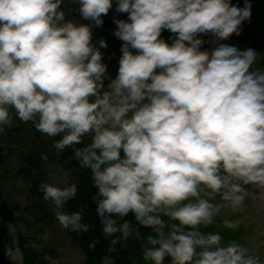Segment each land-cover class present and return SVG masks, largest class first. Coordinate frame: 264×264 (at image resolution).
<instances>
[{
	"label": "clouds",
	"instance_id": "clouds-1",
	"mask_svg": "<svg viewBox=\"0 0 264 264\" xmlns=\"http://www.w3.org/2000/svg\"><path fill=\"white\" fill-rule=\"evenodd\" d=\"M73 2L95 26L112 7V0ZM62 3L0 0V133L12 126L14 110L21 122L59 136L57 150L72 147L91 171L96 215L111 246L139 240L135 224L154 234L141 243L152 264L166 257L170 264H262L243 245L201 230L222 208L236 211L253 196L242 185L264 189V71L252 68L258 53L220 43L205 54L198 36L217 42L239 35L251 5L117 0V11L128 14L114 21L122 55L101 92L106 66L90 43V25L65 19ZM162 29L176 34L171 44L158 39ZM86 136L90 142L73 147ZM40 188L62 228L88 230L83 209L63 211L76 184ZM216 197L220 203L211 202ZM129 214L131 224L123 219ZM10 255L22 259L18 248Z\"/></svg>",
	"mask_w": 264,
	"mask_h": 264
},
{
	"label": "rangeland",
	"instance_id": "rangeland-1",
	"mask_svg": "<svg viewBox=\"0 0 264 264\" xmlns=\"http://www.w3.org/2000/svg\"><path fill=\"white\" fill-rule=\"evenodd\" d=\"M262 0H247L251 5V15L247 22L251 26H258L263 23ZM231 6L243 7L246 0H225ZM60 9L65 12V19H72L77 23L90 25V43L99 49L101 62L106 66L101 92L107 90L109 79H114L119 68L121 54L113 50L117 43H124L114 35L117 25L110 19L102 20L100 26H95L89 20L81 17L79 5L73 0H64ZM102 19V18H101ZM165 29L161 30L160 37L164 35ZM172 36H176L174 33ZM171 36V37H172ZM202 40L200 51L208 54L218 44L223 43L237 47L234 38L229 36L225 40L213 42L207 35L198 34ZM105 42V47H101L99 41ZM166 43L169 40L163 39ZM171 44V42L169 43ZM135 50V49H133ZM137 50H135L136 52ZM259 56L257 55L256 62ZM255 62V63H256ZM254 63V64H255ZM12 126L5 127V131L0 133V233L6 232L4 238H0V249L2 247L4 259L0 264H23L24 253L22 249L28 251L47 249L52 250L55 256H51L49 264H87L86 255L78 243H75L69 234V229L62 228L56 219L57 211L50 200H44L43 195L33 198L34 184L23 176V171L27 169L31 157L41 153V170L45 175L47 183L57 187H65L74 183L73 172L66 167L68 161L72 159L70 152L67 159L62 160L61 154L70 151L71 147L64 150H57L53 142L60 139L49 137L35 129L32 122H21L11 111ZM37 132L39 139L34 138ZM90 142V137L83 138V145ZM242 187L253 193V196L246 198L244 204L236 211L231 207L222 208L220 213L214 218L212 224L201 226L204 233L221 234L222 243L235 241L249 249V253L259 257L264 264V189L255 188L252 184L242 185ZM220 203L219 197L211 201ZM63 211L68 212L66 203ZM69 213V212H68ZM41 219H49L50 224H42ZM163 219H167L163 217ZM238 221L236 228L225 227L223 221ZM217 226V230L214 229ZM38 241H37V240ZM20 250L22 259H14L10 253L16 249ZM0 250V253L1 251ZM103 257H98L91 264H102ZM7 261V263H6Z\"/></svg>",
	"mask_w": 264,
	"mask_h": 264
},
{
	"label": "trees",
	"instance_id": "trees-1",
	"mask_svg": "<svg viewBox=\"0 0 264 264\" xmlns=\"http://www.w3.org/2000/svg\"><path fill=\"white\" fill-rule=\"evenodd\" d=\"M264 5V0L261 1ZM117 0H112V7L108 10L106 14H101L102 20L110 19L114 23L115 20H125L128 19V14L126 12H119L116 8ZM262 19L264 20V6ZM258 26H251L247 20L243 21L240 25V34L230 35L234 38V41L237 44V48L240 50H245L251 48L255 50L259 56L258 61L253 64V69H258L264 71V22L257 24ZM174 34L167 29L164 31L162 38L168 40L169 36ZM122 43H117L113 46V50H116V53L121 54ZM135 53V50L131 49ZM34 138L39 139L37 132L34 133ZM83 142V141H82ZM74 145L73 147H83V143ZM70 152L73 154L72 147L70 151L65 154H61V159H67ZM121 155H123L121 151ZM41 153H37L31 157V161L22 173L25 178L29 181H32L34 184L33 198H39L42 195V190L40 185L44 180L43 172L41 170L40 163ZM67 168L72 170L74 177V184L77 186V193L73 199H70L66 202V208L69 213L73 211H79L83 209L82 212V223L88 225V230L86 232H75L69 230V234L74 240L75 243H78L82 248L84 254L86 255L87 264H91L93 261L98 259V257L110 256L112 264H152L151 261H145L142 258V249L141 243L145 240L148 235H154L151 232L150 228L142 227L139 225L133 224V229L139 233L140 239L134 237H129L127 239L121 240L114 247L110 245L111 238H105L101 230V224L96 215V204L93 200L94 194L97 192V188L91 182V171L84 167H81L79 162L73 158L68 161ZM124 220H127L130 224L132 223L131 215H126ZM220 234V233H219ZM6 232H1L0 236H5ZM119 235V234H117ZM221 235V234H220ZM110 247L113 250L109 251ZM29 251L27 249H22L24 253L23 264H43L40 260V257L44 253H48L46 250L37 251L32 248ZM2 250V247L1 249ZM4 259L3 250L0 253V263Z\"/></svg>",
	"mask_w": 264,
	"mask_h": 264
}]
</instances>
